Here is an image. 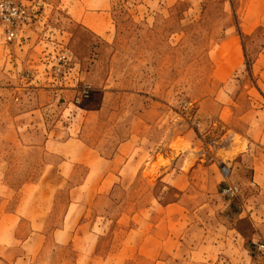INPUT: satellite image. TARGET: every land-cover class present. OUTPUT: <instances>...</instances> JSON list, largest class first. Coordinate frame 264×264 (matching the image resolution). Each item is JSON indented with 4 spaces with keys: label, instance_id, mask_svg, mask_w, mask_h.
Segmentation results:
<instances>
[{
    "label": "rangeland",
    "instance_id": "374dc122",
    "mask_svg": "<svg viewBox=\"0 0 264 264\" xmlns=\"http://www.w3.org/2000/svg\"><path fill=\"white\" fill-rule=\"evenodd\" d=\"M11 1L24 7L27 18L9 42L0 21V101L6 110L18 102L21 84L59 90L78 86L83 92L88 82L96 88L131 87L138 92L139 96L110 93L112 110L139 112L147 105L165 104L169 127L178 123L184 133L194 131L197 136L193 150L183 138L178 142L184 143V150L204 155V160L195 165L194 174L187 173L184 184H190L183 191L165 188L167 182L153 175L148 193L140 185L137 191L121 193V202L145 200L146 194L152 201L181 200L187 206L179 226L185 264L192 248L197 264L261 261L254 241L264 242V179L254 180L253 162L240 161V153L264 160L263 146L256 141L261 127L257 133L249 124L264 107V0ZM84 11L90 12L88 19L99 25L97 29L77 18ZM79 97L80 93L68 101L78 104ZM63 100L55 97L57 104ZM110 117L111 112L104 121ZM258 118L261 125L264 114ZM90 126L93 132L110 133L109 123L95 121ZM233 160L240 164L229 177L224 168ZM159 164L172 166L162 158ZM190 166L188 162L185 168ZM231 185L238 188L232 198L224 194ZM67 199L66 193L59 194L56 216L46 232L59 225ZM149 211H132L137 234L132 233L131 245L137 239L138 246L153 230ZM123 212L127 215L131 209L127 206ZM99 227L102 230L96 231L111 232L110 222ZM29 228L27 222L8 221L0 231V247L15 253ZM107 235L101 241L103 253L119 245L116 236ZM122 259L126 258L108 264ZM80 260L101 262L93 255Z\"/></svg>",
    "mask_w": 264,
    "mask_h": 264
},
{
    "label": "crops",
    "instance_id": "0c3cea01",
    "mask_svg": "<svg viewBox=\"0 0 264 264\" xmlns=\"http://www.w3.org/2000/svg\"><path fill=\"white\" fill-rule=\"evenodd\" d=\"M89 16L88 11L77 13L83 24L97 29L99 25L89 21ZM86 85L89 88L84 98L78 86L59 90L21 84L17 88L18 102L9 110L0 101V231L15 219L30 226L15 253L0 247V264H108L120 256L126 259L118 264H185L180 258L184 232L179 226L187 206L177 199L152 201L147 198L149 194L144 196L145 200L128 198L125 205L120 196L137 191L140 185L148 193V180L153 175L160 177L162 183L167 182L165 188H187L190 183L184 184V178L187 179V173L194 174L195 165L204 160V155L184 150V143L178 139L183 138L193 150L197 144L195 132L184 133L178 123L169 127L165 104L147 105L139 112L130 108L112 110L107 96H139L131 87L113 91L88 82ZM79 93L78 104L68 101ZM55 97L65 98L64 103L57 104ZM110 112L111 117L105 122ZM263 114L264 107L257 111L258 117ZM258 117L249 124L257 133L258 126L261 127L256 141L264 149V121L260 125ZM95 121L109 123L110 133L102 129L93 132L90 123ZM240 155V161L253 162L254 180L257 176L264 179V160L256 156L252 159L248 153ZM160 158L169 160L172 166L159 164ZM188 162L191 166L185 168ZM234 162L224 168L229 177L240 164ZM224 170L219 173L222 177ZM60 193L67 194V203L59 225L48 233L45 229L56 216ZM127 206L131 212L126 215L123 208ZM91 210L92 216L88 215ZM139 210H151L149 221L153 230L137 246V239L132 245L130 239L132 233L137 234L132 211ZM108 222V235L96 231ZM105 235L116 236L119 245L103 253L101 241ZM190 253L187 264H197V252L192 248ZM91 255L99 256L101 262L80 263L81 258ZM46 259L48 262H44Z\"/></svg>",
    "mask_w": 264,
    "mask_h": 264
},
{
    "label": "built area",
    "instance_id": "2783aa9c",
    "mask_svg": "<svg viewBox=\"0 0 264 264\" xmlns=\"http://www.w3.org/2000/svg\"><path fill=\"white\" fill-rule=\"evenodd\" d=\"M27 18L26 10L21 5L11 0H0V21L4 25V37L6 41H12L17 37V30L21 23ZM67 61H65L66 64ZM88 88H85L82 92V97L87 96ZM80 97L76 98V102H79ZM238 193V188L234 185L228 186L224 189V194L228 197H235ZM257 250L262 255V260L257 264H264V242H255Z\"/></svg>",
    "mask_w": 264,
    "mask_h": 264
}]
</instances>
